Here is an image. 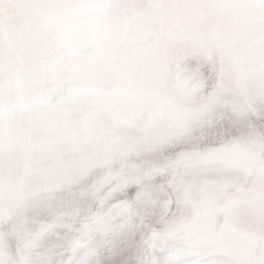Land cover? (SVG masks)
Segmentation results:
<instances>
[{"label":"water","instance_id":"obj_1","mask_svg":"<svg viewBox=\"0 0 264 264\" xmlns=\"http://www.w3.org/2000/svg\"><path fill=\"white\" fill-rule=\"evenodd\" d=\"M0 264H264V0H0Z\"/></svg>","mask_w":264,"mask_h":264}]
</instances>
